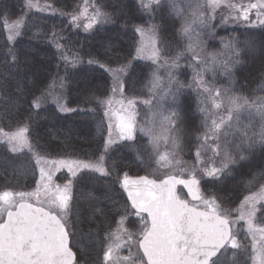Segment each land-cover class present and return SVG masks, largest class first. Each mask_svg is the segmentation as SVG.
Wrapping results in <instances>:
<instances>
[{
  "label": "snow or ice",
  "instance_id": "snow-or-ice-1",
  "mask_svg": "<svg viewBox=\"0 0 264 264\" xmlns=\"http://www.w3.org/2000/svg\"><path fill=\"white\" fill-rule=\"evenodd\" d=\"M164 3H167L171 14L181 20L175 33L176 43L183 44L180 50L174 55L169 52L165 45L172 41H165L161 37L160 25L152 23L147 28L138 25L133 30L134 34L140 36L135 56L118 61L115 68L99 65L112 78V95L99 99L88 82L84 86L85 104L103 107L104 116L109 120L105 154L113 144L115 130L140 159L141 150L137 147L136 136L138 130L148 139L144 151L150 149L151 158L158 165L157 170H169L159 181L147 176L132 179L127 173L123 174L121 187L127 192L133 211L129 213L125 207L116 228L107 231L103 240L99 241L103 255L102 259L98 256L97 260L99 264H241V257H246L243 264H248V260L251 264H264V226L258 223V220L264 222V184L256 192L243 196L234 210L235 217L233 210L226 209L215 193L205 196L201 191V179L222 184L231 177L238 161L249 159L245 152L252 155L259 147L264 156V79L252 95L238 91L233 83V69L240 63L239 42L235 38L226 43L222 41L221 52L208 53L203 46L201 33L214 38L215 32L212 30L216 27L214 21L218 14L221 23L227 24L232 21L249 22L250 14L255 11L259 24L264 25V18H261L264 17V0H247L246 3L245 0H140V8L149 13L150 19H154V13L162 10ZM34 8L39 11L51 9L53 15L57 11L53 5L41 8L36 0H24L25 11L10 21L7 8L0 10V17H3L0 27L6 31L8 42H14L23 34ZM86 12L87 9L84 13L73 14L71 23L89 31L94 25L111 22L109 14L99 6L93 5L90 16ZM82 16L87 23H83ZM34 35L40 38L42 33ZM43 35L56 49L57 79L49 90L41 91L39 97L33 96L30 106L39 109L41 103L52 94L51 88L58 86L60 94L55 98V103L61 112L94 113L96 108L73 109L62 103L64 90L73 82L75 70L84 61L66 48L62 43L65 40L62 34L53 30L50 36ZM128 55L131 56V53ZM7 56L11 57L15 66L18 61L16 53L9 49ZM185 58L192 61L188 67L194 72L188 84L178 78L180 61ZM139 60L150 63L146 66L134 63ZM87 63L99 61L89 59ZM61 68L63 76L59 75ZM162 68L166 70V78L160 75ZM261 71L264 72V69ZM209 72L212 83L205 78ZM217 73L228 79L229 87L216 86ZM145 76L144 88L148 99L138 101L136 96H127L129 90L134 91V84ZM244 87L246 85L241 86ZM185 90L195 91L196 110L201 116V134L196 137L198 147L195 153L197 164L202 165L199 169L195 165L189 169L175 152L160 151L162 142L180 149L181 125L185 123L191 107L184 95ZM117 94L120 96L118 101L114 100ZM19 99L17 97L11 106L0 111V144L14 159L26 155V149L27 153L32 154L36 165L44 166L39 168V180L35 181L33 191L8 188L0 191V264H89L86 255L88 249L82 243L85 234L78 228L83 216L73 204L71 194L73 180L58 184L53 180V173L66 168L73 178L80 173H99L101 177H108L111 173L105 167L104 155L95 162L46 159L33 147L30 115L16 119V127L12 128L14 117L19 112ZM138 102L147 109L143 126L139 128ZM114 103L120 104L119 113L123 115L113 110ZM5 124L8 130H5ZM208 153H211L210 157ZM258 167L262 171L251 174L252 179L246 182L249 187L264 179V162ZM185 173L187 178H182ZM178 185L187 189L191 200L182 198L177 191ZM35 204L41 206L36 207ZM129 215L139 218V232L129 231L125 227ZM241 221L246 224L247 233L252 237L251 253L248 252V245L238 239L239 232L233 229V225ZM87 238L92 242L94 236L89 232ZM122 250H127V254L123 255ZM91 264H96V261Z\"/></svg>",
  "mask_w": 264,
  "mask_h": 264
},
{
  "label": "trees",
  "instance_id": "trees-1",
  "mask_svg": "<svg viewBox=\"0 0 264 264\" xmlns=\"http://www.w3.org/2000/svg\"><path fill=\"white\" fill-rule=\"evenodd\" d=\"M43 5H53L57 10L45 12L31 10L27 28L14 42H8L7 33L0 27V111L20 97L19 112L14 117L12 128L16 127L15 120L19 117L31 116V141L34 149L46 159H80L95 162L104 155L105 167L110 170V176L101 177L99 173H80L73 178L72 196L73 204L83 216V221L78 228L85 234L82 243L88 249L86 255L89 264L102 259L103 248L99 241L103 240L105 233L116 228L120 215L124 214V208L132 213L131 206L121 187L123 174L131 177L147 176L157 180L164 178V172L158 169L156 160L151 158L148 139L142 133H137V147L141 150V157L128 147L126 142L111 146L105 154V141L109 136L108 119L104 116V108H96L95 104L86 105L84 102V86L88 82L95 90L99 99L111 96L112 78L110 74L99 65L115 68L117 62H123L125 57L132 59L135 56V48L139 43L140 36L134 34L136 26L144 28L155 23L161 26V37L165 41H172L165 47L174 55L183 44L176 43L175 33L179 29L181 20L171 14L167 3L162 5V10L154 13V19H150L149 13L140 8V0H91V4L99 6L108 13L111 22L99 24L89 31L83 27L77 28L71 23V16L80 13L85 0H39ZM247 1V0H245ZM4 7L8 10L10 21L18 18L24 9V0H0V10ZM63 13V15H61ZM3 17H0L2 21ZM126 25V27H124ZM55 30L65 37L62 43L71 49V54H78L84 61L73 76V82L64 90V102L68 108L87 109L96 108L94 113L86 111H74L64 113L50 102V96L60 94L58 86L51 88V95L41 103L39 109L31 107L33 96L39 97L41 91L49 90L57 79L56 49L49 44L45 35H51ZM213 31V30H212ZM40 32L37 38L34 34ZM215 36L204 38V43L209 52L222 49L223 42L235 38L241 50L240 63L233 69V83L238 91L252 95L253 90L264 79V25L255 27L230 26L226 29L214 28ZM11 49L18 57L13 66L11 57L7 53ZM131 53V56L128 54ZM168 58H171L169 56ZM89 59L98 60L99 63L88 64ZM141 66H146L149 61H134ZM187 59H181L180 65H184L178 78L188 84L191 80L190 70L187 69ZM64 75L63 68L59 72ZM147 77L134 84V91L129 90L126 95L136 96L138 101L148 99L144 83ZM242 85L246 87L241 88ZM218 86L229 87V81L225 77L218 82ZM22 93V95H21ZM190 108L187 111L185 123L181 125L180 149L176 150V156L186 166L197 165L195 153L198 147L196 137L201 134V116L196 110L197 97L193 90H185ZM140 110V123L143 122L144 113L147 111L142 103H137ZM25 122H28L25 120ZM8 130V125H4ZM13 158L6 148L0 144V191L8 188L14 191H33L35 181L39 180V167L32 158L31 153ZM249 156L248 160L238 161L231 177L222 184H212L206 179H201V191L205 196L215 193L219 200L224 202L226 209L233 210L238 207L244 195L256 192L264 179L254 182L250 187L246 183L252 179L251 174L262 171L258 167L264 162L261 149L257 147L254 154L244 153ZM119 174V175H118ZM187 178V173L184 175ZM197 178L200 179L199 172ZM70 178L66 174L57 177L59 184L67 183ZM180 194L188 199L183 189ZM99 209V211H96ZM259 217V214H258ZM264 226V222H260ZM125 227L132 232L141 230V222L135 215H129ZM242 228V226H241ZM240 229V228H239ZM239 232V230H237ZM91 232L94 236L92 242L87 238ZM98 237V239H96ZM238 239L248 245L251 253V239L243 229L239 232ZM78 255H80L78 253ZM246 257H241V264ZM248 264L251 261L248 260Z\"/></svg>",
  "mask_w": 264,
  "mask_h": 264
},
{
  "label": "rangeland",
  "instance_id": "rangeland-1",
  "mask_svg": "<svg viewBox=\"0 0 264 264\" xmlns=\"http://www.w3.org/2000/svg\"><path fill=\"white\" fill-rule=\"evenodd\" d=\"M36 2H38L39 3V5L41 6V8H43L45 5H43L39 0H36ZM247 1H245V3H246ZM253 2H254V0H253ZM85 9H87V12H86V14L87 15H92V13H93V5L91 4V0H85L84 1V5H83V7H82V9H81V11H80V13H84L85 12ZM33 11H38V12H45V11H47V10H45V11H39V10H37V9H33ZM261 18H264V17H261ZM81 19H82V21H83V23H87V20L86 19H84V17L82 16L81 17ZM214 23H215V25L217 26L218 25V28L220 27V29L222 28V29H226L227 27H230V26H241V27H255V26H263V25H260L259 24V21H258V19H257V16H256V12L255 11H253L251 14H250V17H249V22H245V21H232V22H229V23H227V24H223V23H221V21H220V15L218 14L217 16H216V19H215V21H214ZM95 26H97V25H94V27ZM213 31H214V29H213ZM207 35L205 34V33H201V39H202V42H203V46L206 48V45H205V43H204V38L206 37ZM222 49H223V47H222ZM222 49H220L219 51H215V52H209L208 50H207V48H206V50H207V52L208 53H218V52H221L222 51ZM187 64H186V67H187V69H189L190 70V75H191V80H190V82L192 81V77H193V75H194V72H193V69L191 68V67H188V65L189 64H191L192 63V61H190L189 59H187ZM183 67H185L184 65H181V68H180V70L183 68ZM179 70V71H180ZM179 73V72H178ZM160 75L162 76V77H164V78H166V76H167V73H166V70L165 69H161V71H160ZM207 80H208V82L209 83H212V74H211V72H209L207 75H206V77H205ZM225 77L223 76V75H221V74H219V73H217V76H216V86H218V82H220V80H223ZM194 91V90H193ZM195 92V91H194ZM59 94H54V95H51L50 96V102H52V103H54L55 105H56V103H55V98L58 96ZM114 100H116V101H118V100H120V96H119V94H117L115 97H114ZM62 103H65L64 102V99H63V101H62ZM57 106V105H56ZM163 107H167V105H163ZM58 108V107H57ZM59 109V108H58ZM119 109H120V104L119 103H114L113 104V110L114 111H116V112H118V114H120V115H123V113H119ZM136 110H137V112H139L140 113V110H139V107H138V104H137V106H136ZM64 113H68V112H64ZM165 115H167V112H165ZM140 116L137 118L138 119V128L139 127H142L143 126V122H141L140 123ZM113 123H115V121H113ZM108 124H109V120H108ZM137 133H139V131L137 130V132H136V135H137ZM141 133V132H140ZM112 139H113V144L111 145V146H114V145H116V144H118V143H122V142H124V141H122L120 138H119V136H118V134L116 133V131L115 130H113V135H112ZM176 150L177 149H175V148H173L172 147V145H171V143H164V142H162L161 143V145H160V151L161 152H165V151H172V152H175L176 153ZM25 151H27L26 149H25ZM208 155V157H210L211 156V153H208L207 154ZM202 159H206V157H202ZM48 160H50V159H48ZM41 166H44V165H38V167L40 168ZM217 166H219V164L217 163ZM189 169L190 168H192V166H187ZM197 169H199L200 167H202V165H200V164H197L196 166H195ZM161 170V172H164V173H166V172H168L169 170L168 169H160ZM61 174H66L67 176H68V178H70V179H73V177H71V174L68 172V170L66 169V168H60L58 171H54V173H53V180L56 182V183H58L56 180H57V177L59 176V175H61ZM186 174V173H185ZM184 177V176H183ZM185 178V177H184ZM59 184V183H58ZM62 185V184H61ZM71 194H72V191H71ZM35 205H37V206H41L40 204H35ZM259 206V205H258ZM203 208V206L201 205V209ZM241 226H242V228H241ZM240 228V229H239ZM233 229L235 230V231H237V230H239V232H241V230L243 229V231H245L246 233H247V226H246V224L243 222V221H241V222H239L238 224H234L233 225ZM249 235V234H248ZM249 237H250V239H251V241H252V237L249 235ZM122 254L123 255H126L127 254V250H122Z\"/></svg>",
  "mask_w": 264,
  "mask_h": 264
},
{
  "label": "water",
  "instance_id": "water-1",
  "mask_svg": "<svg viewBox=\"0 0 264 264\" xmlns=\"http://www.w3.org/2000/svg\"><path fill=\"white\" fill-rule=\"evenodd\" d=\"M130 178H132V179H136V178H138V177H130ZM149 178V177H148ZM149 179H152V178H149ZM157 181H159V180H157ZM180 187H183V185H178L177 186V191H178V193H179V188ZM184 188V187H183ZM184 190L186 191V193H187V189L186 188H184ZM123 191H124V193H125V195H126V197H127V200H128V194H127V192L123 189ZM189 198H190V200H191V197L189 196ZM129 201V200H128ZM129 203L131 204V202L129 201ZM36 206V205H35ZM36 207H38V206H36Z\"/></svg>",
  "mask_w": 264,
  "mask_h": 264
}]
</instances>
